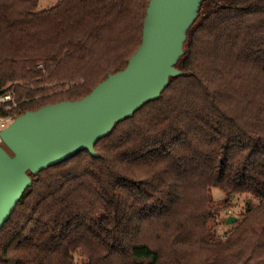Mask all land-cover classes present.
I'll use <instances>...</instances> for the list:
<instances>
[{"label":"trees","instance_id":"trees-1","mask_svg":"<svg viewBox=\"0 0 264 264\" xmlns=\"http://www.w3.org/2000/svg\"><path fill=\"white\" fill-rule=\"evenodd\" d=\"M148 2L0 0V91L14 93V117L123 69ZM176 68L97 156L29 173L0 228V264H264V0H203ZM243 194L255 206L218 237L212 222Z\"/></svg>","mask_w":264,"mask_h":264},{"label":"water","instance_id":"water-1","mask_svg":"<svg viewBox=\"0 0 264 264\" xmlns=\"http://www.w3.org/2000/svg\"><path fill=\"white\" fill-rule=\"evenodd\" d=\"M203 0H149L139 47L126 66L89 93L26 110L0 132V228L32 179L29 175L82 150L97 156L96 142L118 121L157 99L184 53L187 31ZM8 149H6V148ZM229 216L226 223H234Z\"/></svg>","mask_w":264,"mask_h":264},{"label":"rangeland","instance_id":"rangeland-1","mask_svg":"<svg viewBox=\"0 0 264 264\" xmlns=\"http://www.w3.org/2000/svg\"><path fill=\"white\" fill-rule=\"evenodd\" d=\"M57 1L58 0H38L37 8H48L54 5ZM210 193L213 201L217 204H224V201L227 200L226 194L217 187H212ZM255 204L256 201L250 195L243 194L231 196L229 203L226 205L227 208L221 213L223 222L220 221L216 223L215 221V225L214 222H212V227L215 228L216 235L218 237H225V232L230 230L234 225V223H226V218L233 216L240 219L246 208L249 206H255Z\"/></svg>","mask_w":264,"mask_h":264},{"label":"built area","instance_id":"built-area-1","mask_svg":"<svg viewBox=\"0 0 264 264\" xmlns=\"http://www.w3.org/2000/svg\"><path fill=\"white\" fill-rule=\"evenodd\" d=\"M41 67V66H39ZM17 106L14 94L12 91L5 89L0 91V132L3 130L13 119V109ZM1 144V139H0Z\"/></svg>","mask_w":264,"mask_h":264}]
</instances>
